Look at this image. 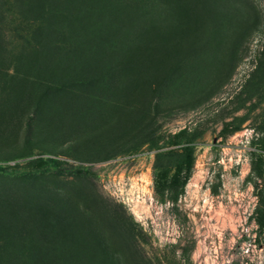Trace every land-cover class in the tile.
I'll list each match as a JSON object with an SVG mask.
<instances>
[{"label": "rangeland", "instance_id": "rangeland-1", "mask_svg": "<svg viewBox=\"0 0 264 264\" xmlns=\"http://www.w3.org/2000/svg\"><path fill=\"white\" fill-rule=\"evenodd\" d=\"M240 1L249 4L260 29L242 40L232 36L216 51L204 35L198 51L187 54L181 46L175 60L166 51L174 40L163 41L160 50L172 72L169 80L157 83L151 69L146 89H134L136 98L126 114L110 119L111 129L100 126L90 138L79 128L88 133L94 129L86 126L88 116L78 114L76 120L64 113L61 120L34 111L30 91L38 90L39 83L29 89L16 78L38 81L46 73H35V58H16L22 53L18 46L24 27L18 8L2 18L0 165L48 158L57 165L29 179L0 172V185L12 189L16 183L26 188L36 183L35 188L41 185L50 193L71 192L84 214L99 220L78 230L92 234L91 241L52 242L54 252L66 255L60 264H264V152L262 177L255 165L264 142L258 141L264 137V78L258 91L246 86L261 58L264 0ZM197 53L208 78L202 71L180 84V75L188 77ZM51 58L60 62L58 56ZM24 63L31 65L26 73ZM175 74L176 83L170 81ZM239 118V129L232 131ZM181 129L197 138L170 143ZM188 144L194 150L191 175L174 204L161 203L153 190L154 174L172 169ZM158 153L162 155L156 161ZM68 247L75 253L70 255ZM28 254L26 259L36 260L33 252Z\"/></svg>", "mask_w": 264, "mask_h": 264}, {"label": "trees", "instance_id": "trees-1", "mask_svg": "<svg viewBox=\"0 0 264 264\" xmlns=\"http://www.w3.org/2000/svg\"><path fill=\"white\" fill-rule=\"evenodd\" d=\"M242 3L240 0H0V29L2 18L14 13L13 8L17 7L24 27L18 46L22 53L16 58L25 62L28 57L35 58V73H46L48 82L30 76L16 79L23 82L21 86L29 85V89L39 83L38 90L30 91L31 105L37 114L42 111L40 115L55 118L69 113L76 120L78 114L88 116L90 122L86 126L93 125L94 129L88 133L83 126L79 128L85 131L84 138H90L99 133L100 126L111 129L110 119L116 121L126 114L127 106L136 98L134 89H146L151 69L157 83L169 80L172 72L167 71L169 64L160 50L163 41L174 40V47L166 51L175 60L181 46L187 54L198 51L199 40L204 35L209 36L211 51H216L228 38L241 36L242 40L260 29V21L252 16L249 4ZM2 39L0 30V43ZM261 49L259 63L246 81L253 91L259 90L264 78V42ZM53 55L60 58L59 63L51 58ZM203 65L197 53L190 63L188 77L180 75V84H186L191 74L201 76L202 71L208 78ZM30 66L25 64L24 73ZM175 75L170 79H175L174 83ZM15 97L12 92L13 102ZM238 120L232 131L239 129L243 119ZM191 134L188 129H181L170 137V143L182 139L191 143L197 138ZM263 138L262 134L258 141ZM193 152L191 144L185 145L172 169L156 170L153 190L161 203L174 204L178 200L191 175ZM263 152L264 142L255 161L261 177ZM161 155L157 154L156 161ZM51 165H57L55 159H38L25 164L0 165V172L29 179L48 171ZM35 184L26 188L16 183L12 189L0 185V264H60L66 255L54 252L56 246L52 242L91 241L92 234L86 236L78 230L99 223L98 219L84 214L71 192L50 193L41 185L35 191ZM66 249L70 255L75 253L73 247ZM30 252L36 260L26 259L32 255Z\"/></svg>", "mask_w": 264, "mask_h": 264}]
</instances>
